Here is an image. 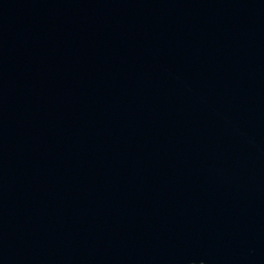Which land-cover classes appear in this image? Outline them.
<instances>
[{
	"label": "water",
	"instance_id": "95a60500",
	"mask_svg": "<svg viewBox=\"0 0 264 264\" xmlns=\"http://www.w3.org/2000/svg\"><path fill=\"white\" fill-rule=\"evenodd\" d=\"M0 264H264V0H0Z\"/></svg>",
	"mask_w": 264,
	"mask_h": 264
}]
</instances>
